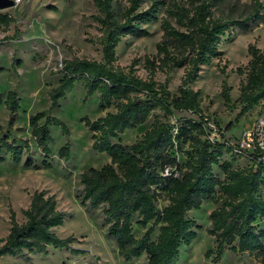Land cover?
<instances>
[{"label":"trees","instance_id":"16d2710c","mask_svg":"<svg viewBox=\"0 0 264 264\" xmlns=\"http://www.w3.org/2000/svg\"><path fill=\"white\" fill-rule=\"evenodd\" d=\"M145 1L150 3L148 8L142 6ZM252 1L248 15L230 19L216 15L224 0H94L101 61L74 57L62 63V78L50 93L49 111L59 108L60 100L77 84L85 89L86 100L98 94V108L105 115L82 121L93 133L92 149L109 156L110 162L81 174L78 199L87 212L102 208L106 236L115 241L119 256L126 261L145 255L148 264H179L182 247H189L197 238V230L202 229L188 212L213 202L216 208L210 213L206 232L216 238L215 262L229 248L235 254H254L264 264V228L256 225L264 219V164L252 159L244 168H233L231 161H222L225 154L235 159L232 146L223 137L210 139L200 91L192 88L201 66L222 59L220 45L231 28L247 34L254 24L264 21L263 4ZM161 9L164 16L159 18ZM13 21L10 15L0 14V26ZM158 21L163 36L157 53L145 57L147 78L136 74V62L127 68L117 65L116 50L122 39L148 37L146 26ZM248 55L247 66L236 70L246 76L239 89V117L264 102V49L250 44ZM176 69H184V76L178 93L173 94L169 82ZM220 71L226 73L224 68ZM159 72L166 75L164 83L155 81ZM231 90L225 80L222 97L226 104L231 102ZM0 106L8 111V127L13 128L21 110L18 93L9 91L4 96L0 92ZM112 108L114 111H108ZM156 110L166 118L174 112H188L197 119L183 117L176 124L156 119L135 143L121 141V135L146 124ZM29 126L43 160L38 165L26 157L23 166L52 169L54 138L50 127L61 129L67 136L68 127L45 111L30 116ZM231 128L230 123L227 130ZM26 148L27 143L21 146L2 136L0 164L6 161V155L13 163H22ZM179 152L186 158L184 163L177 159ZM58 157L70 162L68 142L58 150ZM215 167L221 169L223 178ZM160 202L166 205L160 206ZM23 215L26 220L20 224L11 212V229L0 245V264L3 257H25V252L47 254L50 247L84 252L72 248L73 237L62 239L55 234L54 229L62 227L67 217L58 210L55 196L35 192ZM134 223L145 230L141 237L135 235ZM212 253L208 251L207 256Z\"/></svg>","mask_w":264,"mask_h":264},{"label":"rangeland","instance_id":"374dc122","mask_svg":"<svg viewBox=\"0 0 264 264\" xmlns=\"http://www.w3.org/2000/svg\"><path fill=\"white\" fill-rule=\"evenodd\" d=\"M13 1V7L0 9V14H8L14 19L10 25L0 26V69L3 70L0 73V92L6 96L9 91H16L21 99V110L14 127L9 129L8 111L0 106V139L6 135L18 145L24 146L27 143L28 148L22 163L15 164L6 155V161L0 164V245L10 232L11 212L15 213L18 223H24L26 219L23 211L29 208L34 193L46 191L48 195L55 196L58 210L67 215L64 225L54 229L55 234L62 239L73 237L72 248L84 252L77 254L50 247L47 254L25 252V257H3L1 264H148L145 255L131 261L121 258L115 241L106 236L107 227L103 223L102 208L87 212L78 199L82 189L81 174L90 168L100 169L110 162L109 156L92 149L93 133L82 121L85 117L94 121L105 115L106 112L98 108V94L86 100L85 89L77 84L72 93L60 100L59 108L49 111L50 93L62 78L60 70L63 61L74 57L98 61L102 59V47L99 44L101 35L94 19L98 14L94 0ZM163 1L168 3L170 0ZM252 2L224 0L216 15L230 19L245 17L252 11ZM260 2L264 6V0ZM149 5V1L142 4L144 8ZM163 16L164 9H161L159 18ZM146 28L150 33L148 37L128 36L122 39L116 50L117 65L127 68L136 62L135 72L143 79L147 78L143 67L145 57L157 53V44L163 36L160 21L148 24ZM250 44L264 49V21L254 24L247 34L231 28L220 45L224 52L222 59L201 66L198 79L192 85L195 91H200L202 113L208 119L209 135L218 140L223 137L230 144L239 142L243 133L258 118H264V102L239 117L242 108L238 103L239 89L246 76L237 74L236 70L247 66L250 60ZM222 68L225 69V74L221 73ZM183 76L184 69H176L170 74L169 89L173 94L178 93ZM165 80V74H156L155 81L164 83ZM225 80L232 88L230 104H226L222 97ZM42 111L63 121L70 135L67 136L61 129L51 126L54 138L51 145L53 168L27 169L23 166L26 157H31L38 165L43 160L29 126L30 116ZM183 117L197 119L188 112H174L166 118L162 112L156 110L146 124L121 135V141L124 144L135 143L156 119H167L171 124H176ZM230 123L232 128L227 130ZM67 142L71 150V160L68 163L58 157V150ZM176 156L181 163L185 162L183 153L179 152ZM222 161H231L233 168H244L249 164L246 158L232 159L230 154H225ZM214 171L221 178L224 177L220 168L215 167ZM159 205L165 206L166 202H160ZM215 208L213 202H206L201 209L188 212V216L202 229L197 230V238L189 247H182L179 264H260L254 254H235L229 248L215 262L216 238L206 232L211 224L210 213ZM256 225L264 228V219ZM133 228L137 237L145 233L136 223ZM157 234L158 232L155 236ZM210 250L213 253L208 257L207 252Z\"/></svg>","mask_w":264,"mask_h":264},{"label":"built area","instance_id":"2783aa9c","mask_svg":"<svg viewBox=\"0 0 264 264\" xmlns=\"http://www.w3.org/2000/svg\"><path fill=\"white\" fill-rule=\"evenodd\" d=\"M210 139L214 141L216 138L210 136ZM231 146V154L235 157L255 159L264 164V118H258L252 127L243 133L239 142Z\"/></svg>","mask_w":264,"mask_h":264},{"label":"water","instance_id":"95a60500","mask_svg":"<svg viewBox=\"0 0 264 264\" xmlns=\"http://www.w3.org/2000/svg\"><path fill=\"white\" fill-rule=\"evenodd\" d=\"M14 1L13 0H0V9H8L14 6Z\"/></svg>","mask_w":264,"mask_h":264}]
</instances>
